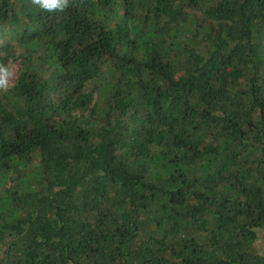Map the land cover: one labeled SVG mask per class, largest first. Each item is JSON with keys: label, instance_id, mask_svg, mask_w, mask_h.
Returning a JSON list of instances; mask_svg holds the SVG:
<instances>
[{"label": "trees", "instance_id": "obj_1", "mask_svg": "<svg viewBox=\"0 0 264 264\" xmlns=\"http://www.w3.org/2000/svg\"><path fill=\"white\" fill-rule=\"evenodd\" d=\"M0 264H264V0H0Z\"/></svg>", "mask_w": 264, "mask_h": 264}, {"label": "clouds", "instance_id": "obj_2", "mask_svg": "<svg viewBox=\"0 0 264 264\" xmlns=\"http://www.w3.org/2000/svg\"><path fill=\"white\" fill-rule=\"evenodd\" d=\"M31 3L49 13L64 12L69 6V0H31ZM13 76V67L0 62V91L8 90Z\"/></svg>", "mask_w": 264, "mask_h": 264}, {"label": "rangeland", "instance_id": "obj_3", "mask_svg": "<svg viewBox=\"0 0 264 264\" xmlns=\"http://www.w3.org/2000/svg\"><path fill=\"white\" fill-rule=\"evenodd\" d=\"M10 65L13 67L14 69V76L12 78V81H11V84L14 82L15 78H16V75H17V70H18V67H19V62L16 60V61H13L10 63Z\"/></svg>", "mask_w": 264, "mask_h": 264}]
</instances>
